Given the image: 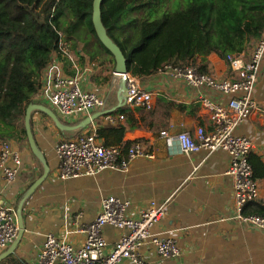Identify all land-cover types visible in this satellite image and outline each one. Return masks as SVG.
Instances as JSON below:
<instances>
[{
	"label": "crops",
	"instance_id": "0c3cea01",
	"mask_svg": "<svg viewBox=\"0 0 264 264\" xmlns=\"http://www.w3.org/2000/svg\"><path fill=\"white\" fill-rule=\"evenodd\" d=\"M67 48L69 56L54 53L53 61L63 73L81 76L83 87L101 94L106 107L65 117L38 92L36 104L51 109L62 126L46 110L35 109L32 130L40 154L32 150L28 141L13 139L22 165L18 177L10 183L0 171V202L17 214L21 210L24 231L20 240L16 238L9 246L0 247V256L5 254L0 264H37V254L48 234L80 248L86 239L81 228L96 218L109 195L129 200L127 214L131 217L139 216L151 202L160 204L169 199L166 215L151 233L173 237L182 252L178 257H163L155 244L147 242L139 247V253L149 264H264V229L245 224L237 217L233 178L228 173L230 154L222 148L171 154L161 135L163 130L195 135L199 126L212 129L211 110L204 98L226 104L230 96L208 86H191L158 70L146 77L134 74L141 87L152 93V107L145 108L127 99L124 86L114 77L115 56L105 46H100L94 56L71 41ZM251 53L252 48L245 57ZM195 60L201 72L216 79L237 78L227 57L211 53ZM252 94L256 107L238 122L234 132L251 138L249 155L264 169V58ZM108 114L113 120L106 117ZM121 114L124 118L119 117ZM87 118L90 121L82 124ZM93 131L98 132L104 144L138 141L154 156L137 157L127 169H104L61 178L57 145ZM45 173L46 177L33 189ZM256 179L259 195L247 202L243 210H250L254 204L264 206V175ZM103 233L107 251L122 230L106 225ZM120 264L134 263L124 260Z\"/></svg>",
	"mask_w": 264,
	"mask_h": 264
},
{
	"label": "built area",
	"instance_id": "2783aa9c",
	"mask_svg": "<svg viewBox=\"0 0 264 264\" xmlns=\"http://www.w3.org/2000/svg\"><path fill=\"white\" fill-rule=\"evenodd\" d=\"M60 50L69 56L63 34ZM227 58L237 73L235 80L216 79L201 72L195 64L168 62L159 69L161 73L183 80L191 86H208L230 96L226 104L204 98V104L211 110L212 129L199 126L195 135L187 131L170 133L163 130L161 135L165 137L171 154H190L201 149L226 150L230 154L228 173L233 178L237 217L245 224L264 229V215L243 212L244 205L259 195V183L249 161L253 141L246 135L234 132L238 122L256 107L252 92L264 58V34L252 47L249 58L245 57V52L228 54ZM114 77L126 89L130 102L145 108L152 107V93L141 87L132 72H114ZM81 81L78 74L63 73L52 59L44 70L39 94L65 117L89 113L97 107L104 110L106 99L96 91L85 89ZM106 117L113 120L112 114ZM119 117L124 118V115ZM56 149L61 178L95 174L104 169H127L137 157L154 156L140 142H134L126 149L121 145H106L99 140L96 131L62 140ZM21 165V154L13 139L0 138V171L8 183L18 177ZM168 203L169 199L160 204L151 202L141 210L139 216L131 217L127 214L130 201L109 195L104 198L102 210L96 218L81 228L86 233L83 246L75 248L65 239L48 234L43 248L37 254V264H120L124 260L134 264H149L139 253V247L147 242L155 244L163 257H178L182 251L173 237H160L151 233L152 227L166 215ZM17 215L12 207L0 202V247L9 246L17 238L20 229ZM106 225L122 230L118 240L107 251V240L103 233Z\"/></svg>",
	"mask_w": 264,
	"mask_h": 264
},
{
	"label": "trees",
	"instance_id": "16d2710c",
	"mask_svg": "<svg viewBox=\"0 0 264 264\" xmlns=\"http://www.w3.org/2000/svg\"><path fill=\"white\" fill-rule=\"evenodd\" d=\"M93 2L0 0L1 139L28 141L27 107L38 103L44 70L54 53H62V34L76 46L85 31L104 47L92 20ZM101 10L109 35L127 58L128 71L139 77L168 62L193 63L201 70L197 56L247 53L264 34V0H103ZM117 28L128 42L114 35ZM132 143L106 145L126 149ZM249 161L255 178L264 175L262 163H255L252 155ZM243 212L264 215V206L254 204Z\"/></svg>",
	"mask_w": 264,
	"mask_h": 264
},
{
	"label": "water",
	"instance_id": "95a60500",
	"mask_svg": "<svg viewBox=\"0 0 264 264\" xmlns=\"http://www.w3.org/2000/svg\"><path fill=\"white\" fill-rule=\"evenodd\" d=\"M102 1L103 0H94V2H93L92 20H93L94 28L96 30V34H97L98 38L100 39V41L103 43V45L114 54L115 59H116V67H115L116 74L127 73L128 72L127 58H126L124 52L122 51L121 47L119 46V44L109 35L108 29L102 21V10H101ZM124 90H126V89H124ZM35 109L46 110L55 119V121L58 123V125L60 127L62 125H61L60 120L57 117V115L51 109L44 107L43 105L36 104V103L30 104L27 107L26 116H25V125H26V130H27L28 142H29L32 150L36 154L39 155L40 152L38 150L37 143L35 140V136H34L33 130H32V125H31L32 112ZM89 121L90 120L87 118L85 120V122L82 124H86ZM46 175H47V173H45L41 178H39L35 182L33 189H35V187L46 177ZM18 220H19L20 229H19V233H18L17 238H18V240H20L21 236L23 235V231H24L23 218H22L21 210L18 211ZM4 255L5 254L1 255L0 258H2Z\"/></svg>",
	"mask_w": 264,
	"mask_h": 264
},
{
	"label": "rangeland",
	"instance_id": "374dc122",
	"mask_svg": "<svg viewBox=\"0 0 264 264\" xmlns=\"http://www.w3.org/2000/svg\"><path fill=\"white\" fill-rule=\"evenodd\" d=\"M174 6H173V8H175ZM177 8H180V7H176L175 9H177ZM126 20H127V18L125 19V21ZM123 31L124 30H121L120 28H117L113 33L120 40H122L124 42H128V39L124 35ZM81 36L82 37H81V40L79 41V44L81 45V47L84 50V52H86L90 56H94V55H96V54H98L100 52V46H102V45L99 42V40L97 39V37H94L95 35H91L89 33H86L85 31H82L81 32ZM66 43L68 44L67 41H66Z\"/></svg>",
	"mask_w": 264,
	"mask_h": 264
}]
</instances>
